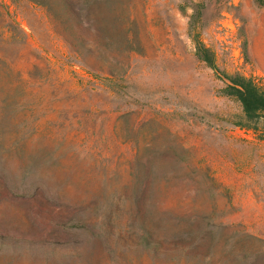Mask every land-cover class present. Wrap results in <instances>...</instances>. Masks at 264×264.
<instances>
[{"label":"rangeland","instance_id":"374dc122","mask_svg":"<svg viewBox=\"0 0 264 264\" xmlns=\"http://www.w3.org/2000/svg\"><path fill=\"white\" fill-rule=\"evenodd\" d=\"M0 1V264H264V121L227 86L264 89V0L102 4L91 67Z\"/></svg>","mask_w":264,"mask_h":264},{"label":"trees","instance_id":"16d2710c","mask_svg":"<svg viewBox=\"0 0 264 264\" xmlns=\"http://www.w3.org/2000/svg\"><path fill=\"white\" fill-rule=\"evenodd\" d=\"M13 2L18 0H12ZM29 3L39 5L45 10L47 31L51 37L61 40L68 48L69 52L74 54L86 66L91 67L85 60L80 46L82 44L96 40L100 35V27L96 18V9L102 4H113L114 13L121 19L119 29L126 32L127 25L134 22V13L131 2L134 0H27ZM262 1V0H259ZM0 23L8 34L1 35V41L20 39L19 24L10 12L9 6L0 1ZM26 42V39H25ZM198 52H202L200 47L203 43L197 39ZM42 50L47 54V50ZM203 53V52H202ZM201 58L207 61L211 66L213 62L204 54ZM44 58L49 62L45 55ZM99 69V68H97ZM231 90L230 94L236 96L239 100L244 117L247 121L257 123L264 121V89L258 85L252 78L239 76L237 79H230L227 85ZM207 183L218 184L215 177L205 167ZM160 186L163 189L173 187L174 180L166 175L160 176Z\"/></svg>","mask_w":264,"mask_h":264}]
</instances>
